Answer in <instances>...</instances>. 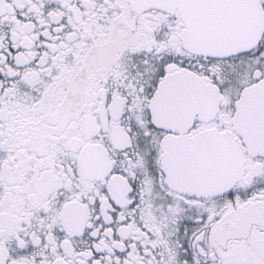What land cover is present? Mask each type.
<instances>
[{
  "label": "snow or ice",
  "instance_id": "6c2138e0",
  "mask_svg": "<svg viewBox=\"0 0 264 264\" xmlns=\"http://www.w3.org/2000/svg\"><path fill=\"white\" fill-rule=\"evenodd\" d=\"M0 264H264V0H0Z\"/></svg>",
  "mask_w": 264,
  "mask_h": 264
}]
</instances>
